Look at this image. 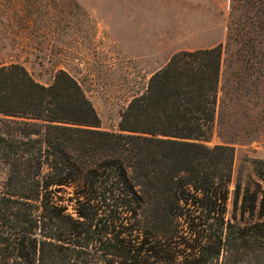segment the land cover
Segmentation results:
<instances>
[{
	"label": "trees",
	"instance_id": "trees-1",
	"mask_svg": "<svg viewBox=\"0 0 264 264\" xmlns=\"http://www.w3.org/2000/svg\"><path fill=\"white\" fill-rule=\"evenodd\" d=\"M244 7L225 47L250 71L264 68V0ZM223 50L174 55L117 133L97 130L66 73L42 86L0 68V264H264V160L227 218L231 150L204 146Z\"/></svg>",
	"mask_w": 264,
	"mask_h": 264
},
{
	"label": "rangeland",
	"instance_id": "rangeland-1",
	"mask_svg": "<svg viewBox=\"0 0 264 264\" xmlns=\"http://www.w3.org/2000/svg\"><path fill=\"white\" fill-rule=\"evenodd\" d=\"M28 1L34 5L32 11L23 5L21 48L5 55L6 64L24 68L42 86H50L59 72L66 73L94 108L100 122L97 130L117 133L120 114L169 61H140L135 53L124 52L127 47L111 41L110 18L120 16L118 8H124L125 0L119 4L114 0ZM246 1L207 0L206 5L212 24L224 29L213 48L222 45L224 50L215 119L204 146L231 150L227 218L235 186L254 180L253 162L264 160V68L248 71L239 46L225 47L230 19L242 21Z\"/></svg>",
	"mask_w": 264,
	"mask_h": 264
},
{
	"label": "crops",
	"instance_id": "crops-1",
	"mask_svg": "<svg viewBox=\"0 0 264 264\" xmlns=\"http://www.w3.org/2000/svg\"><path fill=\"white\" fill-rule=\"evenodd\" d=\"M23 5L31 10L34 4L0 0V68L18 66L6 64L5 55L21 48ZM206 5L207 0H125L120 16L110 18V39L140 61H169L178 53L210 50L224 29L212 24Z\"/></svg>",
	"mask_w": 264,
	"mask_h": 264
}]
</instances>
